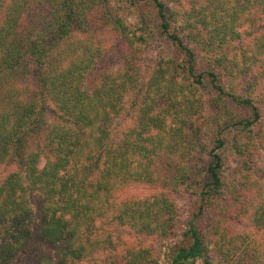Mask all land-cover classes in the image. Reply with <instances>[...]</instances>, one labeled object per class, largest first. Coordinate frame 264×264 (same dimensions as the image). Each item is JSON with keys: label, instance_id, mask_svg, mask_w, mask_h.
Returning a JSON list of instances; mask_svg holds the SVG:
<instances>
[{"label": "trees", "instance_id": "trees-1", "mask_svg": "<svg viewBox=\"0 0 264 264\" xmlns=\"http://www.w3.org/2000/svg\"><path fill=\"white\" fill-rule=\"evenodd\" d=\"M110 1L0 0V264H215L197 222L225 190L226 131L233 124L251 131L260 121L250 95L237 89H248L254 65L264 73V0H129L154 10L142 11L134 29ZM108 24L130 47L156 29L179 56L160 57L150 69L144 105L120 134L133 63L88 81L103 56L96 37ZM198 89L216 93L226 117L201 180L189 163L200 144L192 120ZM227 104L248 107L249 117L234 121ZM166 157L181 162L161 175ZM262 177L246 172L238 180L253 191L248 215L257 228L264 227ZM137 183L197 194L187 244L163 252L126 243L124 232L168 239L180 229L169 191L119 197ZM256 258L264 264V249Z\"/></svg>", "mask_w": 264, "mask_h": 264}, {"label": "rangeland", "instance_id": "rangeland-1", "mask_svg": "<svg viewBox=\"0 0 264 264\" xmlns=\"http://www.w3.org/2000/svg\"><path fill=\"white\" fill-rule=\"evenodd\" d=\"M163 1L170 6L173 3L172 0ZM195 1L197 4H202V0ZM114 4L121 6V15H123L129 27L133 29L137 26V19L142 11H150L154 14L153 9L131 6L129 0L109 2L110 7ZM177 31L184 36L183 32ZM97 33L98 31L91 32L90 35L95 37ZM99 34L101 37L97 35L98 40L95 41L102 46L103 56L98 61L88 81H97L99 76L105 73L120 72L128 63V59L136 68V71H133L134 87L129 89L124 97L125 109L116 125L117 134H120L121 130L130 124L138 110L144 105L141 102L146 100L144 97L148 93V86L151 82L150 69L156 62L158 63L160 57L179 59V56L175 47L171 46L167 39L159 34L156 29L151 33L152 36L148 39V42L139 44L136 41L132 47L128 46L127 42L124 41L125 38L121 37L122 35L112 25H104ZM134 38L137 39V37ZM190 44L192 46V43ZM198 65L204 68V62ZM248 80V89L246 91L237 89V92H247L250 95L258 107L260 121L252 127L251 131L236 124H233L226 131L225 146L221 149L224 161L223 179L225 190L211 206L206 207L204 214L197 222L198 228L204 233L211 259L215 261V264H257L256 253L259 248L264 249V227H255L248 215L249 201L254 195L253 191L238 184L239 176L244 175L246 172L253 174L254 177L264 175L262 174L264 172V73L262 68L254 65L252 75L249 76ZM226 86L228 85L226 84ZM198 95L195 98L200 99V113L194 115L192 120L195 121V126L199 127L198 142L200 144L198 153L191 155L189 163L196 170H202L197 177L198 180H201L203 170L207 165L206 150L214 145V139L219 130L218 126L226 117L222 102L215 100L216 93L198 89ZM48 106L53 107L51 102L48 103ZM226 107L232 114L234 121L247 118L250 115V109L244 105L227 104ZM40 141L42 142V140ZM236 148H239V150ZM180 162V159L176 157H166L159 160L158 167L161 175L171 173L170 170H174ZM194 184L193 188H198V186L200 188L203 183ZM160 191H169V195L179 206L180 215L177 224L180 229H177L178 231L168 239L124 232L123 238L128 245L134 247L149 246L152 249L159 248L164 252L174 243L187 244L188 237L184 234L185 224L197 211L200 204L196 193H189L190 191H187L184 187L170 191L160 183H137L121 188L119 197L140 198ZM222 251H227L229 255L224 256ZM16 264H26V262L21 258Z\"/></svg>", "mask_w": 264, "mask_h": 264}]
</instances>
